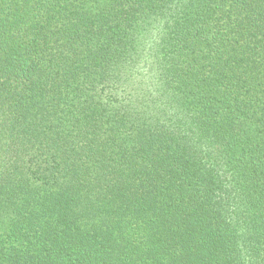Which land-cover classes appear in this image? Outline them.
<instances>
[{
    "label": "trees",
    "instance_id": "16d2710c",
    "mask_svg": "<svg viewBox=\"0 0 264 264\" xmlns=\"http://www.w3.org/2000/svg\"><path fill=\"white\" fill-rule=\"evenodd\" d=\"M0 264H264V0H0Z\"/></svg>",
    "mask_w": 264,
    "mask_h": 264
}]
</instances>
